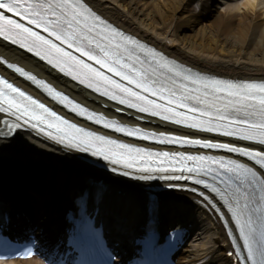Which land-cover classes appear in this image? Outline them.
Here are the masks:
<instances>
[{"label": "snow or ice", "instance_id": "snow-or-ice-1", "mask_svg": "<svg viewBox=\"0 0 264 264\" xmlns=\"http://www.w3.org/2000/svg\"><path fill=\"white\" fill-rule=\"evenodd\" d=\"M0 38L12 44H19L21 48H26L41 60H46L53 69H58L79 84L127 109H135L137 113L147 114L148 117H159L164 122L233 138L231 142H212L209 139H188L160 134L158 143L222 149L227 153L247 157L254 161L255 165H259L260 169H264V84L236 85L200 77L191 70L181 72L162 55L151 50L148 51L152 56V63L146 67L145 61L134 55L136 49L144 50L145 46L131 37H125L122 32L101 19L85 0H0ZM163 70L181 77L186 83L177 86L176 80L165 77ZM15 71L38 85L42 84L50 95L59 98L61 102L72 103L66 95L54 92L35 76H28L20 68H16ZM77 108H80L78 104L73 105V111ZM116 111L121 109L117 108ZM0 112L9 113L15 116L17 121H23V125L19 122L8 125V133L5 135L12 134L22 126H29L32 129H39L41 133L46 132L47 136L57 143L64 144L67 139L65 147L77 148L84 152L91 151L93 156L102 157L112 165L120 164L123 158V153L114 151V148L127 149L129 154L132 151L136 153L144 151L139 148L132 149L128 144H118L116 140H109L104 136L85 132L2 78ZM86 112L87 109L80 108L78 114L84 115ZM94 116L95 114H90L87 118L93 120ZM250 116L257 118H247ZM102 121L103 127L114 128L116 132L127 136L144 140L156 136L155 133H144L139 128L116 125L115 121H107L103 116L95 118L97 124ZM66 129L75 130L81 136L68 138L69 133ZM48 130H54L55 135L53 131ZM246 141L253 143L242 147L235 146ZM149 155L164 157L172 155L173 158L179 157L178 163L199 161L200 167H188V173H195L197 176L208 175L214 171L216 175L226 173L229 175V181L235 176L241 185L247 183L249 187L258 188L257 199L254 193L242 191L237 185L231 193L230 202L225 191L199 178L194 181L195 184H203L205 188L216 193L232 213V219L239 228L240 238L244 241L243 247L247 250V255L242 259L250 261L251 264H264V178H261L253 167L236 160H225L223 157L217 159L212 156L168 152ZM124 167L131 168L133 164L126 163ZM137 170L148 172L150 169L141 167ZM155 170L181 172V175H164L161 179L186 178L183 176V168L160 167ZM113 171H116L115 167ZM123 174L128 175L127 172ZM201 195L203 196V193ZM88 196L87 191H82L78 199L86 203ZM205 199L207 200V197ZM253 204L255 207L250 206Z\"/></svg>", "mask_w": 264, "mask_h": 264}, {"label": "bare ground", "instance_id": "bare-ground-1", "mask_svg": "<svg viewBox=\"0 0 264 264\" xmlns=\"http://www.w3.org/2000/svg\"><path fill=\"white\" fill-rule=\"evenodd\" d=\"M85 1L101 16L158 47L181 63L225 77L264 79V0ZM192 4L195 7L191 9ZM0 55L19 62L49 79L59 88L85 100L87 104H94L100 111L110 113L115 118L120 116L117 108L123 112L124 108L121 107L113 108V111L106 108L110 107L108 103L96 102V98L90 93L1 42ZM134 115L133 113L132 117H135ZM132 117L122 115L126 120H132ZM151 120L155 123L150 126L168 129V126L162 125L161 122ZM21 159L52 166L61 177H66L67 183L69 178L64 174L86 173L92 170L81 160L80 154L61 149L28 133L18 132L9 138L0 136V163H6L5 165L10 167L11 163L16 165L15 160ZM11 171L5 170L6 173ZM108 177L114 184H118L119 188V185H125L126 188L139 185L137 182L122 180L116 175ZM19 178L5 175L3 181L7 185L10 181H18ZM50 219L51 217H48V220ZM204 235L206 239L200 250L210 255L213 261L226 263L220 229L216 225L212 228L205 226ZM207 244L211 246L206 247ZM0 264L43 263L31 258Z\"/></svg>", "mask_w": 264, "mask_h": 264}]
</instances>
